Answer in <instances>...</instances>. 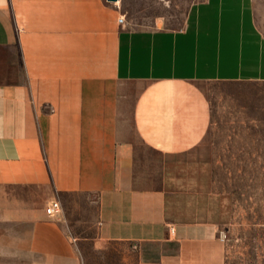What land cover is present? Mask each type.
Listing matches in <instances>:
<instances>
[{"label": "crops", "instance_id": "obj_1", "mask_svg": "<svg viewBox=\"0 0 264 264\" xmlns=\"http://www.w3.org/2000/svg\"><path fill=\"white\" fill-rule=\"evenodd\" d=\"M122 1L0 0V264H84L72 194L137 264H224L205 84L264 81L255 0H200L178 28Z\"/></svg>", "mask_w": 264, "mask_h": 264}, {"label": "rangeland", "instance_id": "obj_2", "mask_svg": "<svg viewBox=\"0 0 264 264\" xmlns=\"http://www.w3.org/2000/svg\"><path fill=\"white\" fill-rule=\"evenodd\" d=\"M200 0H123L134 27L178 28ZM264 32V0H255ZM212 110L213 142L203 152L213 190L227 197V224L219 230L224 264H264V81L205 84ZM66 222L80 235L84 264H137V254L119 242L96 245L94 205L84 194L66 199Z\"/></svg>", "mask_w": 264, "mask_h": 264}, {"label": "built area", "instance_id": "obj_3", "mask_svg": "<svg viewBox=\"0 0 264 264\" xmlns=\"http://www.w3.org/2000/svg\"><path fill=\"white\" fill-rule=\"evenodd\" d=\"M123 21V18L120 19ZM62 213V205L59 200H53L48 208H47V214L52 217H58Z\"/></svg>", "mask_w": 264, "mask_h": 264}, {"label": "water", "instance_id": "obj_4", "mask_svg": "<svg viewBox=\"0 0 264 264\" xmlns=\"http://www.w3.org/2000/svg\"><path fill=\"white\" fill-rule=\"evenodd\" d=\"M109 1H112V2H117L118 0H109Z\"/></svg>", "mask_w": 264, "mask_h": 264}]
</instances>
